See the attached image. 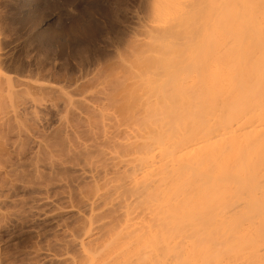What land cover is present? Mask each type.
<instances>
[{
    "label": "bare ground",
    "instance_id": "obj_1",
    "mask_svg": "<svg viewBox=\"0 0 264 264\" xmlns=\"http://www.w3.org/2000/svg\"><path fill=\"white\" fill-rule=\"evenodd\" d=\"M153 2L146 17L147 37L155 44L148 56L153 68L137 76L147 93L127 117L128 111L119 120L92 107L104 118L92 119L95 124L87 117L93 123H84L93 144L82 143L81 152L89 150L94 157L95 149L98 158L89 165L100 167L93 168L102 169L103 174L96 172L101 176L109 169L119 175L115 183L112 173L108 179L104 175L101 193L113 210L117 207V216L108 204L105 210L114 218L109 213L100 222V215V223L92 219L84 233L68 240L76 255L45 253L44 264H264V39L259 21L250 28L228 7L234 0H214L212 26H217L206 38L203 74L187 83L179 76L184 63L172 54L180 40L184 2ZM192 62H187L190 73ZM120 79L127 82L124 74ZM109 95H102L105 102L109 97L106 106L119 104ZM171 96L173 116L166 107ZM177 101L185 104L184 111L177 112ZM68 126L69 136L74 125ZM100 159L102 166H96Z\"/></svg>",
    "mask_w": 264,
    "mask_h": 264
},
{
    "label": "rangeland",
    "instance_id": "obj_2",
    "mask_svg": "<svg viewBox=\"0 0 264 264\" xmlns=\"http://www.w3.org/2000/svg\"><path fill=\"white\" fill-rule=\"evenodd\" d=\"M152 2L0 0V264H44L45 253L76 255L67 245L72 237L84 233L92 219V223H100L109 213L111 217L113 211L118 213L101 194L105 189L102 169L97 170L99 175L94 170L100 167L89 165L95 149L94 157L89 150L88 155L81 150L92 139L90 132H85L95 123L92 119L105 111L104 115L112 113L115 116L110 117L119 120L128 111L127 117L147 93L137 84V76L153 68L148 56L155 44L148 39L146 27ZM183 2L180 40L172 54L184 63L179 76L188 83L203 74V50L209 42L207 36L211 38L212 28L217 26H212L217 12L213 11L214 0ZM191 58L190 73L187 62ZM123 74L127 79L124 85ZM106 92L119 98V104L106 106ZM173 98L166 103L170 116L176 114L171 109ZM178 101L177 112L184 111L185 104ZM122 105L128 106L126 110ZM92 107H101V112ZM64 122L77 127L78 138L72 127L71 135L70 131L66 134L68 124ZM73 149H80L79 154ZM100 161L103 164L100 159L96 166H102ZM108 173L107 179L112 177L110 182L115 183L119 175L111 169ZM105 206L113 211L107 213Z\"/></svg>",
    "mask_w": 264,
    "mask_h": 264
},
{
    "label": "clouds",
    "instance_id": "obj_3",
    "mask_svg": "<svg viewBox=\"0 0 264 264\" xmlns=\"http://www.w3.org/2000/svg\"><path fill=\"white\" fill-rule=\"evenodd\" d=\"M228 7L234 9L250 28L258 19L261 37L264 39V0H234Z\"/></svg>",
    "mask_w": 264,
    "mask_h": 264
}]
</instances>
